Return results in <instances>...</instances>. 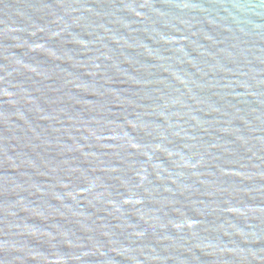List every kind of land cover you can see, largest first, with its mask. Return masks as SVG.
Wrapping results in <instances>:
<instances>
[{
	"label": "water",
	"instance_id": "1",
	"mask_svg": "<svg viewBox=\"0 0 264 264\" xmlns=\"http://www.w3.org/2000/svg\"><path fill=\"white\" fill-rule=\"evenodd\" d=\"M0 264H264V0H0Z\"/></svg>",
	"mask_w": 264,
	"mask_h": 264
}]
</instances>
